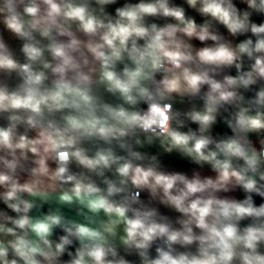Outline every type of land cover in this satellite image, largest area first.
Returning a JSON list of instances; mask_svg holds the SVG:
<instances>
[{
	"label": "clouds",
	"instance_id": "1",
	"mask_svg": "<svg viewBox=\"0 0 264 264\" xmlns=\"http://www.w3.org/2000/svg\"><path fill=\"white\" fill-rule=\"evenodd\" d=\"M0 264H264V0H0Z\"/></svg>",
	"mask_w": 264,
	"mask_h": 264
},
{
	"label": "trees",
	"instance_id": "2",
	"mask_svg": "<svg viewBox=\"0 0 264 264\" xmlns=\"http://www.w3.org/2000/svg\"><path fill=\"white\" fill-rule=\"evenodd\" d=\"M233 74H234V72H233ZM257 202H259V200H257Z\"/></svg>",
	"mask_w": 264,
	"mask_h": 264
},
{
	"label": "crops",
	"instance_id": "3",
	"mask_svg": "<svg viewBox=\"0 0 264 264\" xmlns=\"http://www.w3.org/2000/svg\"><path fill=\"white\" fill-rule=\"evenodd\" d=\"M177 2H179V0H177Z\"/></svg>",
	"mask_w": 264,
	"mask_h": 264
}]
</instances>
